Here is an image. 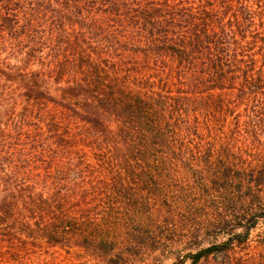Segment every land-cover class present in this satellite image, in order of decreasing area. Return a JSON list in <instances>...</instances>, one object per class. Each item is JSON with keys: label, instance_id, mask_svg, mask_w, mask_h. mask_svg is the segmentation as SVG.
Returning <instances> with one entry per match:
<instances>
[{"label": "trees", "instance_id": "16d2710c", "mask_svg": "<svg viewBox=\"0 0 264 264\" xmlns=\"http://www.w3.org/2000/svg\"><path fill=\"white\" fill-rule=\"evenodd\" d=\"M0 107L1 237L93 238L175 163L250 223L190 264L264 222V0H0Z\"/></svg>", "mask_w": 264, "mask_h": 264}, {"label": "rangeland", "instance_id": "374dc122", "mask_svg": "<svg viewBox=\"0 0 264 264\" xmlns=\"http://www.w3.org/2000/svg\"><path fill=\"white\" fill-rule=\"evenodd\" d=\"M48 85L52 89L56 83ZM14 105L19 111L23 107ZM170 167L163 175L132 178L129 197L138 203L135 210L114 209L110 214L117 223H96L93 238L52 245L30 242L24 235L19 242L0 236V264H190V253L221 243L250 224L245 218L204 223L205 211L220 208L225 214L234 209L231 202L220 200L223 179H209V173L192 164ZM199 264H264V222L257 223L244 243Z\"/></svg>", "mask_w": 264, "mask_h": 264}]
</instances>
